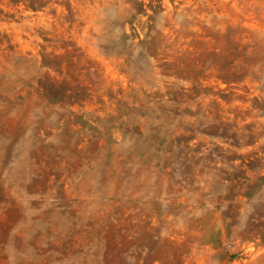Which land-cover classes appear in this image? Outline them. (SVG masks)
I'll use <instances>...</instances> for the list:
<instances>
[{
  "label": "rangeland",
  "instance_id": "rangeland-1",
  "mask_svg": "<svg viewBox=\"0 0 264 264\" xmlns=\"http://www.w3.org/2000/svg\"><path fill=\"white\" fill-rule=\"evenodd\" d=\"M0 264H264V0H0Z\"/></svg>",
  "mask_w": 264,
  "mask_h": 264
}]
</instances>
